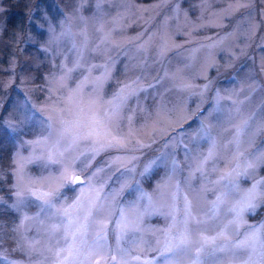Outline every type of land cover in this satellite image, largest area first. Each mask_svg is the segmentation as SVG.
<instances>
[{
  "label": "snow or ice",
  "instance_id": "obj_1",
  "mask_svg": "<svg viewBox=\"0 0 264 264\" xmlns=\"http://www.w3.org/2000/svg\"><path fill=\"white\" fill-rule=\"evenodd\" d=\"M79 2L83 6L86 0ZM105 2L96 0L91 21L95 35L79 8L61 20L59 30L49 27L40 49L51 64L45 86L55 102L49 114L18 97L7 119L0 118V149H14L11 202L0 195V213L14 214L10 227L0 222V264H264V221L248 220L264 208V176L259 175L264 169V139H259L264 137V102L259 114L244 111L252 95L264 91V84L249 76L238 88H217L212 94L214 81L197 89L183 69L165 71L151 83L142 72L106 98L103 85L112 78L115 64L111 53L122 47L115 38L122 18L114 17L109 26L103 17ZM232 3L239 11L253 0ZM173 11L178 17V4ZM230 11L231 5L224 14ZM246 22L247 30L239 35L250 39L260 24L251 11ZM239 35L210 38L206 47L224 51L225 42ZM150 41L138 45L137 51H147ZM246 48L239 54L230 46L227 50L239 59L247 55ZM169 50L168 40L162 39L157 62ZM199 50L193 49L191 59ZM97 56L107 60L97 63ZM147 66L145 57L141 67ZM12 73L7 84L0 80V89L14 86L15 65ZM30 79L23 76L25 83ZM165 80L171 81L166 91L187 93V99L172 103L158 87ZM245 88L248 95L241 98ZM153 91L160 99L150 114L152 143L159 129L164 150L143 159L141 150L151 145L136 136V110H130L129 102ZM193 96L199 101L189 112L187 102ZM4 108L0 102V110ZM188 120L192 123L185 127ZM113 150L118 154L106 167L88 171L98 156ZM181 154L183 160L178 159ZM30 166L41 173L34 175ZM113 166L120 173L118 187L108 183L112 176L99 182ZM161 168L165 176L153 192L144 191L142 181ZM249 180L252 183L245 186ZM69 192L76 195L70 198ZM125 193L135 198L125 202ZM153 215L164 217L163 227H146L145 218ZM7 239L15 245L11 252L22 253V258L10 254Z\"/></svg>",
  "mask_w": 264,
  "mask_h": 264
},
{
  "label": "rangeland",
  "instance_id": "obj_2",
  "mask_svg": "<svg viewBox=\"0 0 264 264\" xmlns=\"http://www.w3.org/2000/svg\"><path fill=\"white\" fill-rule=\"evenodd\" d=\"M1 1L0 10L3 7ZM32 1L35 4L27 3L25 5V18L23 20L19 19V21L23 22L15 34L14 43L6 45L3 43L0 45V52L5 48L9 52L15 49L12 55H8L5 61L0 62V80H3L7 84L13 75L12 67L15 65L16 76L14 88L16 87V91L19 92L18 97L27 98L30 104L37 110L43 111V114L46 116L49 114V109L55 102V97L51 100L49 99L45 86V78L51 69V64L50 61L45 60L43 53L40 52L41 47L48 38L49 27L55 26L59 30L61 20L79 8V14L90 21V31H93L95 35L91 21L96 13V0H86L83 6H81L79 0ZM37 1L39 4L36 3ZM177 4L179 5L178 17L173 11L177 7ZM29 5H34V8L30 11L28 8ZM230 5L231 11L225 15L224 10L229 9ZM102 8L104 9V20L109 26H111L114 17L122 18L115 34L116 40L122 47L114 49L111 53L115 64L112 69V78L103 85V93L106 98L111 97L122 82L130 78H135V76L141 75L142 72L146 77V82L151 83L155 78L163 76L165 71L173 73L178 69H183L184 75L192 80L197 89L207 83L208 80L214 81L212 94H214L217 88L221 90L231 89L233 87L238 88L240 82L247 80L249 76H253L258 82L264 84V72L260 71L261 58L264 57V0H253L250 7L241 8L239 11H235L236 5L232 3V0H167L166 3L163 0H106ZM250 11L259 22L260 28L256 35L249 39L248 37L239 35V33L247 30L248 23L246 22V18ZM30 15L32 16L31 20L29 19ZM22 24H24L25 28ZM28 26L33 29L30 35H26L29 31ZM233 32H237L239 38L227 40L224 51L206 47L211 42V39L227 36ZM20 35H23V37L21 38ZM149 37H151V41L150 46H146L147 51L138 52V45L148 41ZM162 39L168 40L170 50L162 62H157L156 53ZM26 43L32 45L36 43L37 52L43 58L42 61L45 60L48 65L44 63V71L39 72V75L42 74L43 78L42 84L39 86L37 84H27L31 80L25 84L23 82V76L25 75L21 73L20 66L17 67V64L26 65L25 61L29 59L24 52V47L27 46ZM245 45H247V55L241 56L239 59H236L227 50L230 46L232 51L239 54L240 49L245 47ZM197 48L200 49L199 52L196 53L194 59H191L193 49ZM145 57L148 58V66L142 68L141 65ZM104 60H107L106 56H97L95 58V62L97 63L103 62ZM38 63L32 57V61L27 66L33 65L35 68ZM230 64L231 66H229ZM186 65H189V67H185ZM208 65L214 66L209 67ZM241 68H243V71H241ZM228 70L230 72L227 74L226 72ZM29 74L34 77L33 72H29ZM233 81L237 83L234 85ZM158 87L160 92L164 93L172 103L179 104L187 99V93L177 92L175 90L166 91L171 88V81L165 80ZM9 90L10 88L0 89V102H4ZM39 91L38 96L34 97L35 93ZM246 95H248L247 88H245L240 96L243 98ZM18 97L11 98L12 100L9 99L10 104L6 107L1 118L7 119L12 112V104ZM159 99L160 96L153 91L151 95L142 93L139 99L133 98L129 102L130 110H136V117L133 123L136 136L144 143L151 145L141 150L143 159L154 158L164 150L162 148V133L159 129H157L155 136L157 142L152 143L154 116L150 114L154 113ZM198 101L199 97L196 96L188 100L187 109L189 112L196 109ZM262 102H264V91L258 90L252 95V100L245 105V114H250L253 111L259 114ZM204 106L207 107V103ZM191 123L192 120H188L184 126L187 127ZM123 131H128V123L126 120L123 123ZM259 139H264V137H260ZM13 153L14 149L9 146L8 170L6 171L10 179L8 184L5 182L4 171L0 169L4 177L0 180V187L3 189V192L0 191V195L7 192L8 196L4 199L9 203L11 202L9 188L12 183L10 167ZM3 154L4 151H1L0 160ZM117 154L114 150L102 153L94 161L93 168L88 171H92L96 167H106L111 158ZM178 159L183 160V155L181 154ZM30 169L34 175H39L42 171L40 168L34 166H30ZM165 172L166 169L161 168L158 170V175L144 179L141 184L143 190L149 193L153 192L157 182L165 176ZM119 174L115 166L106 168V172L100 175L99 182H104L108 180L109 176H112V179L108 183L110 185L115 184L118 187L116 177ZM182 175L186 176L187 170ZM259 175L264 176V169L259 170ZM251 183L252 181L250 180L246 181L245 186H250ZM68 195L71 198L76 193L69 192ZM134 198L135 194L130 196L128 193H125L122 200L127 202ZM10 218L13 219L14 214L0 213V222L4 224L9 223V225L5 224L9 227L12 223ZM248 220L249 223L264 221V208L260 209L257 215L249 216ZM145 224L148 228H159L164 226L165 220L163 216L153 215L145 218ZM112 242L115 243L114 240ZM14 246L11 239L5 241V247L9 250L10 254L15 258H22V253L11 252Z\"/></svg>",
  "mask_w": 264,
  "mask_h": 264
},
{
  "label": "trees",
  "instance_id": "obj_3",
  "mask_svg": "<svg viewBox=\"0 0 264 264\" xmlns=\"http://www.w3.org/2000/svg\"><path fill=\"white\" fill-rule=\"evenodd\" d=\"M38 1L41 2L42 0H38ZM38 1L36 3L39 4ZM27 3L33 4L34 2L32 0H2L1 1V4L3 7L0 10V45H2L3 43H5V45L14 43L15 34H16L20 24L23 22V21H19V19L23 20L26 16L24 9L26 8L25 5ZM17 5H18V7H17ZM28 8L30 11L34 8V5H29ZM22 26L25 28L24 24H22ZM30 28L31 27H29V31L26 33V35H30L33 32L32 31L33 29L32 28L30 29ZM20 37L22 38L23 35H20ZM35 44L32 45V44L26 43L27 46L24 47V52L26 53L27 58L29 57V59L25 61L26 65L17 64V67L20 66V68L26 69V71L23 73L24 75L29 74V72H33L34 77L29 74L28 77L31 78L30 79L31 81L28 82L27 84H30V85L31 84H37L39 86L42 84V81H43L42 74L39 75V72L44 71L43 67H45V64L47 65V63L45 62V60L42 61L43 58L37 52V48H36ZM14 50L15 49H13L11 52H9L6 48L2 49V51L0 52V56H1L0 62L5 61L8 57V55L13 54ZM32 57L39 62L35 68L33 65L27 66V64H29V62L32 61ZM228 72H230V71L228 70L226 73L228 74ZM13 88H14V86L11 87L9 90V93L6 94L7 96L5 97V100L3 102V104L5 105V108L3 110H0V118L3 115L4 111L6 110V107L8 106V104H10L9 99H11V98L13 99L14 97L16 98L19 96L18 95L19 92L16 91V87L14 89ZM39 93H40V91L35 93L34 97H37ZM1 151H4V154H3V156L1 155L0 169H1V171H4L3 173H4V175H5L4 177L6 179L5 182L8 184L10 179H9V174L6 171L8 170L9 146L2 148ZM5 182H4V184H5ZM2 192H3V190H2ZM2 195L5 198L8 196V193L4 192V194H2ZM10 221H12V218H10ZM5 224L9 225V223H5Z\"/></svg>",
  "mask_w": 264,
  "mask_h": 264
}]
</instances>
